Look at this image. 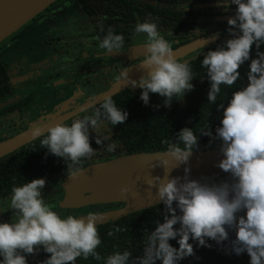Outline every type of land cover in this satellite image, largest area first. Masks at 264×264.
<instances>
[{
	"label": "clouds",
	"instance_id": "1",
	"mask_svg": "<svg viewBox=\"0 0 264 264\" xmlns=\"http://www.w3.org/2000/svg\"><path fill=\"white\" fill-rule=\"evenodd\" d=\"M233 5L234 14L226 21L230 38L204 52L200 59L204 69L201 80L206 77L209 83L206 100L220 112L219 126L214 133L208 125L198 133L183 127L173 140L161 142L166 147L153 167H161L163 176L146 181L148 188H155L163 206L161 219L146 231L141 255L132 257L128 250H116L104 258V264H179L194 254L189 240L197 247H211L208 240L218 246L226 242L225 254L246 253L248 264H264V51L260 50L264 45V0H216L214 6L226 11ZM132 35L143 36L144 54L139 65L145 72L132 80L125 67L119 77L140 89L144 105L149 103L150 94H156L167 108L193 90L189 61L174 57L170 41L154 19L137 22ZM217 35L213 33L209 39ZM123 45L124 36L114 34L109 27L98 47L108 53ZM252 51L255 55L250 58ZM245 62L247 83L233 91L226 103H217L221 85L231 88L241 77L237 69ZM81 111L84 114L69 123H55L43 133L36 126L32 132L46 154L62 158L68 177L83 171V161L97 152L90 146L89 129L95 134L94 143L110 153L116 144L104 130L123 124L128 116L107 95L98 107ZM201 135L220 142L222 158L215 166L226 173L224 179L190 178L188 162ZM169 158L175 162L174 168H168ZM182 165V176L170 175ZM44 185V178H35L11 187L7 207L12 210L10 222H0V264H28V257L41 251L48 255L38 264H75L78 257L87 260L90 256L101 260L96 251L101 244L97 213L62 216L45 202ZM127 191V187L120 188L121 193ZM230 232L234 233L231 239ZM170 240H175L177 247Z\"/></svg>",
	"mask_w": 264,
	"mask_h": 264
},
{
	"label": "trees",
	"instance_id": "2",
	"mask_svg": "<svg viewBox=\"0 0 264 264\" xmlns=\"http://www.w3.org/2000/svg\"><path fill=\"white\" fill-rule=\"evenodd\" d=\"M83 7L93 17L94 23L98 29L107 33V29L111 27L114 31L120 29L119 20L114 17L107 25H101V4L99 0H81ZM117 6L123 8L122 13H130L129 5L120 0H116ZM216 0H155L153 6H147L145 10H139V20L143 22L145 19L152 20L157 24L158 30L164 34L167 30L177 33V45L172 46L175 49L181 45L189 43L200 37L209 38L213 33H218V38L206 45L202 49V53L195 59L189 60L191 70L194 75L192 83L194 88L180 100H173L170 107H164L162 98L156 94H150L149 103L144 105L139 99L140 89L124 90L111 96L112 100L121 110L128 113L127 119L123 124L116 126L109 125L108 128L114 132V142L122 149L121 154H132L138 152L163 150L166 145L161 142L164 140H173L174 134L183 127L192 128L195 133L207 125L211 131L219 126L220 112L217 111L214 104H209L206 100V93L209 83L204 77V69L200 67V59L202 54L209 49L221 44L225 39L230 38V34L226 31L227 20L221 17L233 16L235 6H229L226 11L219 7H198L195 5L215 4ZM217 17V20L215 18ZM101 26L103 30H101ZM123 27V26H122ZM197 30L199 34L197 35ZM130 31V30H129ZM124 35L125 32L122 31ZM264 51V45L261 46ZM255 52H250V58L254 57ZM247 63L241 65L237 71L241 77L231 87L221 85V92L217 96V103L227 101L231 93L247 83L246 76ZM13 95L11 85L7 76V72L0 58V102L6 101ZM21 103L13 105L18 107ZM0 109V116L8 109ZM99 106V103L96 107ZM218 140H211L208 136H199L198 145L195 150H206L209 148H219ZM119 155L118 152L111 153L105 158L99 160H108ZM91 159L83 161V167L94 163ZM66 176V165L62 158H58L52 154H46V150L41 148L39 138L23 145L12 153L0 158V200L9 197L11 187L19 185L35 178H44L45 184H51L55 187V194L50 201L46 203L54 205L62 197V189L60 183L62 178ZM225 175L214 179H224ZM120 204L95 205L89 206L82 210L59 209L53 206V210L62 216L68 214L77 215L88 211H97L103 209H113ZM163 208L161 204L139 210L125 215L115 221L97 225L98 234L101 244L97 246L96 251L100 254L101 260H94L91 256L85 260L77 258L75 264H104V258L112 254L114 251L128 250L132 257L141 255L146 238V231L154 228V222L160 217V211ZM175 227V226H174ZM119 229V231H117ZM111 231L112 235L107 233ZM234 233H229V238H233ZM169 243L177 247L175 240ZM193 244V255L182 259L179 264H248V256L242 253L239 256L229 252L225 254L224 244L216 245L214 241L208 240L207 243L211 247H197L194 241L189 240ZM48 254L43 251L36 255L28 257V264H38L39 261L46 258ZM159 264V261L156 262Z\"/></svg>",
	"mask_w": 264,
	"mask_h": 264
},
{
	"label": "flooded vegetation",
	"instance_id": "3",
	"mask_svg": "<svg viewBox=\"0 0 264 264\" xmlns=\"http://www.w3.org/2000/svg\"><path fill=\"white\" fill-rule=\"evenodd\" d=\"M120 1H124L129 5L130 13H127L126 10L122 13L121 10L123 8L116 5V0H99V4L102 5L101 18L103 22L101 25H107L112 18L117 17L120 21L118 23L120 29L114 31V34H122V31L125 32L124 35L122 34L124 36V45L117 52L107 53L106 50L98 47L100 39L106 33L100 32L94 23L93 17L86 10L85 6L83 7L81 0H55L30 20L29 22L32 21L30 24L26 23L28 26L23 38L17 41L15 46L12 45V49L4 53L5 56H0L7 72L11 90L13 91V95L8 98L13 101L3 108L21 103L18 107L13 106L0 116V141L17 135L31 125H37L41 121H45L48 114L54 113L56 116H62L84 103L92 101L96 96L106 92L113 84L122 79L119 77V74L123 68H128V73L137 68L143 55L124 58L121 56L114 57L110 53H120L122 55L130 48L143 45V36L133 37L132 32L135 24L140 22L138 11L145 10L147 6H153L155 0ZM193 7L198 8L201 6L195 5ZM75 10L79 12L80 19H84L83 22L72 19ZM69 15L72 16L68 20L71 23L57 24L59 18H65ZM56 16L58 19L54 21ZM42 20L45 21L42 22ZM215 20H217V17ZM26 24L21 28L26 26ZM59 32H63L64 34L62 35H71V32H73L77 36L85 34L86 36L72 37L71 35V37H66V39L61 41ZM66 32L69 33L65 34ZM176 35L177 33L171 30H167L164 33L165 39L170 41L172 46L177 45ZM57 41L66 42L65 48L61 50V53L57 50V44L55 43ZM73 42H75V45L67 49V45ZM10 45L11 43H9ZM84 45H88V48L82 49ZM202 49L178 60L189 61L193 57L199 56L202 53ZM23 51L26 53H23ZM20 56H25L23 57V61ZM3 57L4 59H2ZM15 58L19 59V63ZM72 62L74 66H78L80 73L84 71L87 76L99 71V75L105 72L106 76H102L98 80L100 82L101 78H103L104 81L100 84L96 80L90 82L88 80L90 78L85 79L83 83L77 81L78 75L75 71L73 74L65 68ZM73 69L75 70L76 68ZM90 85L93 86L89 87ZM97 86L99 89H97ZM138 89L137 87L128 85L119 92ZM38 97L40 98L36 100ZM97 104L88 108V110L91 111ZM83 114V112H80L63 122L69 123L72 119ZM104 131L105 134L110 136V142H114V132L108 127ZM94 135L93 132L90 133V140H93ZM92 144H90L91 147ZM115 152H118L119 155L123 153L119 146L117 150L110 153L101 148L90 159L98 162V158H105ZM6 198L8 197L0 200V222H10L11 216L7 217L5 214L7 208L5 209V205L3 204Z\"/></svg>",
	"mask_w": 264,
	"mask_h": 264
},
{
	"label": "water",
	"instance_id": "4",
	"mask_svg": "<svg viewBox=\"0 0 264 264\" xmlns=\"http://www.w3.org/2000/svg\"><path fill=\"white\" fill-rule=\"evenodd\" d=\"M55 0H0V43L12 35L19 28L32 20L39 12L48 7ZM215 4H200L197 6L210 7ZM230 17V16H228ZM228 17H221L227 20ZM214 39L205 37L197 38L189 43L181 45L173 50L176 59H182L187 55L209 45ZM143 45L130 48L125 54L110 53L114 57L142 56ZM145 70L138 65L135 70L128 73L132 80H138ZM129 85L127 79H121L111 86L106 92L96 96L92 101L75 108L73 111L56 116L46 117L37 125H31L17 135L0 141V158L8 155L23 145L33 141V129L40 127L41 132L55 123H60L68 118L82 112L81 109H88L99 103L104 96H112ZM12 99L0 102V109L12 102ZM145 151L132 154H121L108 160L94 162L84 168L83 171L68 177L64 176L60 183L63 191L61 199L54 203V207L67 210H82L89 206L120 204L113 209L93 211L97 213L96 225L115 221L127 214L137 212L158 205L155 195V188H148L146 181L151 176H163L161 167H153L160 157V152ZM222 158L219 148L206 150H193L189 159V176L191 179H199L201 176L216 178L225 175L221 169L216 167L217 162ZM175 162L169 158L168 168H174ZM183 165L171 171L172 176L183 175ZM127 187L126 193H121L120 188ZM86 213H79L76 216H84Z\"/></svg>",
	"mask_w": 264,
	"mask_h": 264
},
{
	"label": "rangeland",
	"instance_id": "5",
	"mask_svg": "<svg viewBox=\"0 0 264 264\" xmlns=\"http://www.w3.org/2000/svg\"><path fill=\"white\" fill-rule=\"evenodd\" d=\"M46 16V15H45ZM44 16V17H45ZM43 17V18H44ZM72 16L71 15H69V16H66L65 18H68V19H65L64 17H61V18H59L58 19V17L56 16V18H54V21H55V19H58L57 20V24L58 25H60L61 23H71V22H68V20H69V18H71ZM80 14H79V12L77 11V10H75V13H74V17L72 18V19H75V21H80V22H83V20L84 19H80ZM45 20H42V22H44ZM32 22V21H31ZM31 22H28L27 24H30ZM74 22V21H73ZM26 24V26H24L23 28H21L19 31H17V32H15L14 34H12L10 37H8L7 39H5L3 42H1L0 43V56L2 57V56H5L4 55V53H6V51H9V49H12V45H14L15 46V44H17V41H19V40H21L22 38H23V36H24V33H25V30L27 29V25ZM67 33H69V32H66L65 34H67ZM59 34H60V40L61 41H63L64 39H66V37H71V35H72V37H80V36H86V34L85 35H76V34H74L73 32H71V35H62V34H64L63 32H59ZM49 37V36H48ZM74 39H77V38H74ZM9 43H11V45L9 46ZM56 44H57V50L58 51H60V53H61V50L63 49V48H65V44H66V42H64V43H62V42H59V41H57V42H55ZM72 45H75V42H73L72 44H68L67 45V49L68 48H70ZM11 47V48H10ZM84 48H88V45H84L83 46V48L82 49H84ZM23 53H26V52H24L23 51ZM20 54H21V52H20ZM20 57H22L21 58V60L23 61V57H25V56H20ZM2 59H4V57L2 58ZM16 59V58H15ZM17 60V62L19 63V59H16ZM66 63V62H65ZM67 64V63H66ZM65 68H67L68 69V71H70L71 73H73L74 71H75V73L78 75V77H77V81H80L81 83H83V81L85 80V79H87V78H90V79H88L90 82L91 81H94V80H96V82L98 83L99 81V78L100 77H102V76H106V73L104 72V74H102V75H99V72L97 73H91L89 76H87L86 75V72H81L80 73V69L78 68V66L77 65H73V62L72 63H70L69 65H67ZM73 68H76L75 70L73 69ZM74 74V73H73ZM26 78V77H25ZM64 78V77H63ZM66 78H68L67 76H66ZM102 81H104V79L103 78H101V81L99 82V84L102 82ZM93 85H90L89 87H92ZM59 89V88H58ZM97 89H99V87L97 86ZM40 97H38V98H36V100H38ZM54 113H51V114H48L47 116H48V118L49 117H51L52 115H53ZM46 117V116H45ZM92 132V130L91 129H89V134ZM89 142H90V144H92V142H94L93 140H90V138H89ZM116 144V143H115ZM117 147H118V145L116 144V149L115 150H117ZM92 148L94 149V150H99V149H101L102 147L101 146H98V145H96L95 143H93L92 144ZM55 194V187L54 186H52L51 184H45L44 185V188L42 189V195L44 196V198H45V202L46 201H50L51 200V198L53 197V195ZM3 204L5 205L4 207H5V209L8 207V198H6L4 201H3ZM5 214L7 215V217H9V216H11L12 215V210L11 209H8V210H5Z\"/></svg>",
	"mask_w": 264,
	"mask_h": 264
}]
</instances>
